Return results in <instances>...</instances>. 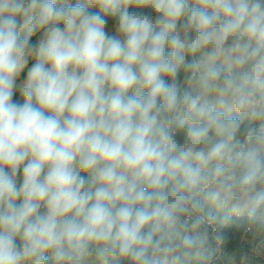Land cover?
Here are the masks:
<instances>
[{"label":"clouds","instance_id":"clouds-1","mask_svg":"<svg viewBox=\"0 0 264 264\" xmlns=\"http://www.w3.org/2000/svg\"><path fill=\"white\" fill-rule=\"evenodd\" d=\"M217 213L264 223V0H0V264H209Z\"/></svg>","mask_w":264,"mask_h":264},{"label":"crops","instance_id":"crops-1","mask_svg":"<svg viewBox=\"0 0 264 264\" xmlns=\"http://www.w3.org/2000/svg\"><path fill=\"white\" fill-rule=\"evenodd\" d=\"M71 2L74 4L76 0H71ZM111 26L108 27L111 28ZM34 41L35 37L33 38ZM31 63H34V61H30L29 66H31ZM25 76L26 73H22L19 79L22 80ZM13 99L22 103V93L19 87L15 90ZM19 179L18 177V182ZM217 215L221 219L220 230L226 244L230 245L242 239L247 245L257 244L263 250V256L259 259H253L242 252H237L230 260L226 259V264H264V223L253 222L246 217L225 218L224 213H217ZM247 223L250 224V228L245 231ZM238 253H241V255L238 256Z\"/></svg>","mask_w":264,"mask_h":264},{"label":"built area","instance_id":"built-area-1","mask_svg":"<svg viewBox=\"0 0 264 264\" xmlns=\"http://www.w3.org/2000/svg\"><path fill=\"white\" fill-rule=\"evenodd\" d=\"M26 73V71H25ZM218 216V215H217ZM233 217H245V216H238V215H230L227 218H233ZM221 226V219L218 216V219L216 221H213L208 226V231L213 236H220L223 237L220 230ZM250 228V224L247 223L245 225V231ZM212 251L215 253V255L211 258L209 261V264H226V259L230 260L232 257L236 255L237 252H242L253 259H259L263 256V250L261 247L257 244L254 245H247L242 239H239L237 242L233 244H226L225 239H219L215 240L212 243Z\"/></svg>","mask_w":264,"mask_h":264},{"label":"trees","instance_id":"trees-1","mask_svg":"<svg viewBox=\"0 0 264 264\" xmlns=\"http://www.w3.org/2000/svg\"><path fill=\"white\" fill-rule=\"evenodd\" d=\"M91 11H97V9H91ZM112 24H113V21L112 20H109L108 26H111Z\"/></svg>","mask_w":264,"mask_h":264},{"label":"water","instance_id":"water-1","mask_svg":"<svg viewBox=\"0 0 264 264\" xmlns=\"http://www.w3.org/2000/svg\"><path fill=\"white\" fill-rule=\"evenodd\" d=\"M241 255V253H238V256H240Z\"/></svg>","mask_w":264,"mask_h":264}]
</instances>
